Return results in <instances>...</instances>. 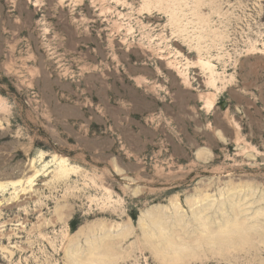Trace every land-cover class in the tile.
<instances>
[{"label":"rangeland","instance_id":"374dc122","mask_svg":"<svg viewBox=\"0 0 264 264\" xmlns=\"http://www.w3.org/2000/svg\"><path fill=\"white\" fill-rule=\"evenodd\" d=\"M0 264H264V0H0Z\"/></svg>","mask_w":264,"mask_h":264},{"label":"bare ground","instance_id":"6f19581e","mask_svg":"<svg viewBox=\"0 0 264 264\" xmlns=\"http://www.w3.org/2000/svg\"><path fill=\"white\" fill-rule=\"evenodd\" d=\"M201 61V60H200ZM202 64L203 65H205V67L208 69V70H210L209 72H213L212 70H211V65L212 64H210L209 62H202ZM206 103H207V101H206ZM208 105L209 106H211L212 105V102H211V100L210 101H208ZM59 168L62 170V171H65V169H66V167H65V165H64V159L63 158H59ZM28 179V178H27ZM245 226V225H244ZM227 228H228V226H227ZM234 228V227H233ZM243 229V228H242ZM236 230V229H235ZM231 237V236H230ZM212 242V241H211ZM214 242V241H213ZM230 243V242H229ZM235 243H236V241H235ZM212 245H215V244H213L212 243ZM210 246V245H209ZM233 246H235V245H233ZM232 246V247H233ZM212 247V246H211Z\"/></svg>","mask_w":264,"mask_h":264}]
</instances>
